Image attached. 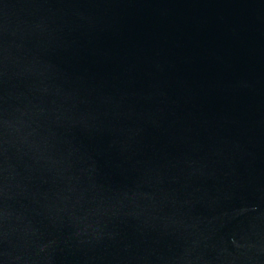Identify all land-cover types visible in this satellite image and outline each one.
<instances>
[{"label": "water", "instance_id": "water-1", "mask_svg": "<svg viewBox=\"0 0 264 264\" xmlns=\"http://www.w3.org/2000/svg\"><path fill=\"white\" fill-rule=\"evenodd\" d=\"M0 264H264V0H0Z\"/></svg>", "mask_w": 264, "mask_h": 264}]
</instances>
